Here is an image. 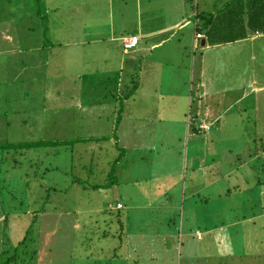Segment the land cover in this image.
<instances>
[{"label":"rangeland","instance_id":"1","mask_svg":"<svg viewBox=\"0 0 264 264\" xmlns=\"http://www.w3.org/2000/svg\"><path fill=\"white\" fill-rule=\"evenodd\" d=\"M121 1L0 0V143L51 142L3 152L0 260L27 233L31 264H264V35L207 52L183 47L190 110L201 73L211 106L201 133L190 129L189 110L178 124L158 117L131 129L133 102L151 86L132 92L129 80L138 66H155L158 50L129 62L121 39L98 40L110 23L138 30L137 18L118 17H135L136 0ZM176 32L161 37L173 60L183 41ZM163 71V88L176 89ZM194 187V198L179 199Z\"/></svg>","mask_w":264,"mask_h":264},{"label":"crops","instance_id":"2","mask_svg":"<svg viewBox=\"0 0 264 264\" xmlns=\"http://www.w3.org/2000/svg\"><path fill=\"white\" fill-rule=\"evenodd\" d=\"M122 3L125 2V0L121 1ZM192 0H136L135 4V10L137 12V15L135 14V17H128L125 15H122V8L120 7L121 17L118 16L120 19L123 17L125 18H137V28L138 30H134L129 32L127 28L120 29L117 31L116 29H112L113 25L111 26V23L109 25V32L107 35V38L101 36L104 34L103 32L98 33V40L101 42L107 40L108 42L114 41L117 38L122 40L127 39L131 36H137L138 42L136 46L132 49H125L123 46V49L128 54L126 55V61H135L136 59H140L141 61L144 59V57H152L149 54L153 52L155 49L158 50L157 54H154L153 56L156 57V64L155 66H148V67H140L138 66V71L133 75V77L129 80V85H132L133 89L132 92L136 89L139 90L140 85H146L151 86L150 90H146V94H142L144 101L141 103H134L133 102V113H131V117L135 118V124L139 123L137 127H130L131 129H138L139 127H146L147 130L153 121V118L159 119L160 118H174L175 121L173 122L170 120L172 124H178L179 123V117L184 113V116H187L190 113V129H192L194 135H197L201 133V131L204 129L202 126L205 125L208 127V123L206 121V118L211 116L210 109L211 106H207L206 103L202 102V95L205 93L204 88V80H203V73H201V76L197 78V83L201 84L199 88H201V92L199 94L197 103L191 108V94L184 90L186 85L188 84V81L191 80L192 75L188 76L190 71V61L188 60V57H186V52L182 49L183 47L187 48L189 46H193L194 48L200 46L201 50L203 52H207L209 49H215L221 46H226L228 44L232 45L233 43L237 42L241 43L243 41H251L254 42L256 39L262 37L261 35H264V31L262 30H254L252 31L250 27L248 26L247 22H245V29L247 32L246 36L242 39H238L231 42L226 43H215L212 44L207 38L206 31L199 30L200 27L204 25L203 19H201L200 15L205 16H215L217 19V16L221 13L223 14L225 6L227 4H230L232 0H193V4L191 3ZM120 2H117L116 4H119ZM161 4V7L158 9L156 6ZM122 6V5H121ZM246 6V5H245ZM193 7V9H192ZM192 9V13L191 12ZM246 9V8H245ZM140 11L142 13L140 14ZM239 11V10H238ZM241 11V10H240ZM239 11V12H240ZM119 12V13H120ZM241 15V14H240ZM245 20L248 21V17L246 13L238 17V20L241 21ZM145 21L143 24L142 22ZM167 21V22H166ZM207 21V20H206ZM166 22V23H165ZM152 29H146L148 32H144V26L147 28L150 24ZM191 27H190V26ZM100 30H106L107 27L105 25L102 27L100 26ZM204 28V27H203ZM177 30L176 35L179 37H183V41H181L180 48L176 46L177 51H180L178 58L175 57V59H169L172 54L173 50L168 46V43L166 40H170L171 31ZM206 29V28H205ZM240 29V28H239ZM93 31H95L93 29ZM108 31V29H107ZM243 31V30H242ZM166 33H169L168 35H165ZM200 33L203 36L198 38L197 34ZM161 37H166L165 40ZM104 40H103V39ZM149 39H156L157 42H149ZM203 42V43H202ZM150 43V44H148ZM198 43V46H197ZM106 53L112 51V47L107 45L103 48ZM136 49V50H134ZM131 51V52H130ZM203 52L201 53V60L202 62L199 64L198 67H200L203 63H205ZM162 56V59L159 56ZM118 56V55H117ZM122 57L120 58V61L122 62ZM166 60V61H165ZM167 62V63H166ZM197 64V61L195 62ZM194 65V64H193ZM204 65V64H203ZM167 66L169 76L171 83H174V85L177 86L176 89H172L171 85H166V88H163L165 85V72L163 71L164 67ZM121 68V65H120ZM121 77V76H120ZM134 79H136L134 81ZM199 79V80H198ZM136 86V88H135ZM179 86V89H178ZM165 89L164 93L162 92V89ZM183 88V89H182ZM131 95H124L123 97L126 100V97H129ZM123 99V101H125ZM122 101V102H123ZM144 103V106L141 104ZM125 104V103H124ZM123 104V108H124ZM144 107V109H143ZM147 108V109H145ZM229 108V106L227 107ZM127 109V105H126ZM152 112H149L150 110ZM131 110V111H132ZM143 110V113H141ZM122 112V110H120ZM143 117V118H140ZM128 119V118H126ZM148 122H147V121ZM119 119L116 121L118 122ZM194 123V124H193ZM126 124V123H125ZM168 125V124H167ZM153 126V125H152ZM151 126V127H152ZM153 128H155L153 126ZM172 128V127H170ZM207 129V128H206ZM171 147L175 148L171 145ZM122 152V157L119 160L120 163L123 160V158L126 157L128 149L127 147H121L119 148ZM177 151V149H174ZM118 161V162H119ZM179 161L176 163L174 162L175 167L178 166ZM117 165V164H116ZM182 168V165H180ZM175 168L174 170L178 172H182L181 168ZM116 169V168H115ZM168 171L164 170L162 174H167ZM205 173H207L205 169ZM192 176V175H190ZM154 178V177H153ZM197 178V177H195ZM192 177V179H195ZM150 179V178H149ZM191 177L189 180H192ZM183 180H185L183 178ZM186 187V186H185ZM161 188V185H159V189ZM199 188H184L180 191L179 199L182 198L185 199L187 196L189 200L191 198H194L198 194ZM153 203V201H151ZM128 206V205H127ZM182 222V221H181Z\"/></svg>","mask_w":264,"mask_h":264},{"label":"trees","instance_id":"3","mask_svg":"<svg viewBox=\"0 0 264 264\" xmlns=\"http://www.w3.org/2000/svg\"><path fill=\"white\" fill-rule=\"evenodd\" d=\"M225 7L226 8L224 9L223 14L221 13L220 15H218L217 19L213 15H200L201 19H203L204 25L200 27L199 30L201 31L204 29V31H206V35L210 43H226L244 38L247 34V31L243 29L245 28V22H247L252 31H264V0H232V2L230 4H227ZM238 10L241 11L239 12ZM244 13H246L248 21L242 20V18L241 21H239L238 17L243 15ZM48 143L51 144V142ZM48 143L46 141H38L36 143H14L5 141L3 143H0V160H2L3 152H7L10 150L16 151L18 149H29L36 146L47 145ZM62 143L64 144L66 142H53V144L56 145ZM121 157L122 153H120V155L115 159L112 167H115ZM47 198L48 196L46 197V199ZM119 200L120 201L116 202L115 209H119L121 211L124 207H126V204L122 199ZM120 211L117 212L116 216L118 217L117 220L121 224L122 228V226L124 225V221L121 220L122 214ZM36 215L37 216L32 219L31 226L39 222V213H36ZM252 216H255V214H252ZM10 217V212L5 211V217L3 219L4 224H8ZM26 239L27 233L23 237V240H21L16 246H14L11 255H9L11 253L10 251H3V255L1 257L5 255V258L2 261L0 260V264H31V261L36 255V251L29 250V244L27 245L24 243ZM24 245L27 246L22 248V246Z\"/></svg>","mask_w":264,"mask_h":264},{"label":"built area","instance_id":"4","mask_svg":"<svg viewBox=\"0 0 264 264\" xmlns=\"http://www.w3.org/2000/svg\"><path fill=\"white\" fill-rule=\"evenodd\" d=\"M202 36L203 35L200 33L197 34L198 38H200ZM137 42H138V37L137 36H131V37L123 40V46L125 49H132L136 46Z\"/></svg>","mask_w":264,"mask_h":264},{"label":"water","instance_id":"5","mask_svg":"<svg viewBox=\"0 0 264 264\" xmlns=\"http://www.w3.org/2000/svg\"><path fill=\"white\" fill-rule=\"evenodd\" d=\"M203 43V42H202Z\"/></svg>","mask_w":264,"mask_h":264}]
</instances>
